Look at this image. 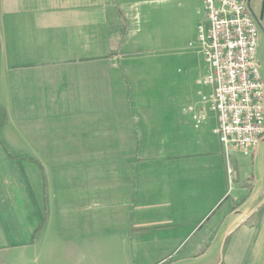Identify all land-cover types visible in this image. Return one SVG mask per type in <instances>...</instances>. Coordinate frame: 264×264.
I'll list each match as a JSON object with an SVG mask.
<instances>
[{
  "label": "crops",
  "instance_id": "0c3cea01",
  "mask_svg": "<svg viewBox=\"0 0 264 264\" xmlns=\"http://www.w3.org/2000/svg\"><path fill=\"white\" fill-rule=\"evenodd\" d=\"M201 9L200 0H0V264L48 249L63 264L64 242L76 254L70 264H264V169H233L214 115L194 127L195 95L150 102L139 123L105 130L123 145L103 169L61 168L64 109L96 108L125 47L188 45ZM141 93L134 103L150 91ZM90 121L87 131L74 125L83 141ZM29 157L42 169L15 160Z\"/></svg>",
  "mask_w": 264,
  "mask_h": 264
},
{
  "label": "rangeland",
  "instance_id": "374dc122",
  "mask_svg": "<svg viewBox=\"0 0 264 264\" xmlns=\"http://www.w3.org/2000/svg\"><path fill=\"white\" fill-rule=\"evenodd\" d=\"M251 5L254 13L255 11L258 12L259 9L261 11L258 19L260 21V40L264 49V0H253ZM125 48H127L125 49L126 51L120 52L119 56L111 62L112 69L110 70L109 81L112 82L113 86L109 88L108 92L106 91L107 93H97L96 108L85 112L78 111V113L77 110L64 109L62 141L57 142L58 145L61 143L63 149L66 148V155L62 158V169H103L111 154L110 151L114 155L121 151L123 145V142L118 140L114 142L108 141L104 135L106 133L105 130L110 128L119 129L120 122L128 117V120H134L139 123V121L146 118V111L140 110V106H146L150 102H173L179 105L186 100L189 93L192 97L194 95L197 96L199 104L202 95H210L211 89L209 86L197 85L201 77L195 80L196 73L203 68L201 63L202 58L200 59L201 55L196 49H190L187 45H182V43H178L176 47H172L171 50L173 51L169 53L163 51L162 47L155 48V46L144 45ZM97 53L100 56L105 55V51L102 53L100 47H97ZM119 88L121 91H119ZM145 90L146 92L150 91V94L146 95L148 99L141 104L134 103L140 102V100H132L131 96H145L144 93H141V91ZM98 98L103 100L98 101ZM0 102L7 108L8 103L5 100H1ZM166 113L167 116L163 117L170 118L172 115L176 116L178 113L177 107L175 106L173 110H166ZM88 116H90V119ZM88 120H91L89 125L91 135L83 141L80 133L77 134L75 132L77 127L74 125L83 122V129L87 131ZM49 121H55V117H51ZM9 124L8 122L7 125L9 126ZM50 128L55 130V125L48 127V129ZM2 130L0 128L1 142H3L4 138V130ZM8 131L16 146L19 143L22 144V141L19 142L16 139L14 131L11 132L9 128ZM53 134H60V131H54ZM73 135L78 136V140L70 137ZM55 143V140H53L50 145ZM73 147H79L81 150L86 149L88 153L82 151L74 152ZM73 154H88V156L67 157L73 156ZM72 159H75L74 164L71 162ZM15 160L22 161L25 164L28 163L27 165L31 169H42L39 160L43 161V159L29 157L28 159L16 158ZM46 161L50 163L52 159L46 158ZM252 161V157H245L236 151L230 155V164L233 169H264V140L260 146L258 156ZM117 241L119 245L117 246V251H119L121 250L120 239L117 238ZM64 247L65 254H61L60 263L70 264L71 256H75L76 254H71L70 243L64 242ZM120 258L118 259L119 262ZM18 261V264H56V254L51 253V250L48 249L46 253H32V255L22 256ZM96 262H101L100 255H97ZM114 262L118 261L114 259ZM73 264H75V261Z\"/></svg>",
  "mask_w": 264,
  "mask_h": 264
},
{
  "label": "built area",
  "instance_id": "2783aa9c",
  "mask_svg": "<svg viewBox=\"0 0 264 264\" xmlns=\"http://www.w3.org/2000/svg\"><path fill=\"white\" fill-rule=\"evenodd\" d=\"M200 2L202 18L187 46L196 49L206 64V74L197 84L209 86L211 93L200 97L193 125L199 128L212 113L216 120L213 133L226 158L233 151L253 157L264 138V81L257 58L259 20L252 0Z\"/></svg>",
  "mask_w": 264,
  "mask_h": 264
},
{
  "label": "flooded vegetation",
  "instance_id": "af4514ba",
  "mask_svg": "<svg viewBox=\"0 0 264 264\" xmlns=\"http://www.w3.org/2000/svg\"><path fill=\"white\" fill-rule=\"evenodd\" d=\"M257 58L260 63L261 75L264 81V49L262 48V44L260 43H259L258 50H257Z\"/></svg>",
  "mask_w": 264,
  "mask_h": 264
},
{
  "label": "trees",
  "instance_id": "16d2710c",
  "mask_svg": "<svg viewBox=\"0 0 264 264\" xmlns=\"http://www.w3.org/2000/svg\"><path fill=\"white\" fill-rule=\"evenodd\" d=\"M16 157V156H15Z\"/></svg>",
  "mask_w": 264,
  "mask_h": 264
}]
</instances>
